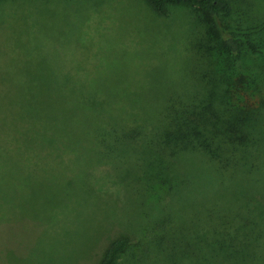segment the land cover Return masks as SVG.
I'll use <instances>...</instances> for the list:
<instances>
[{
    "label": "rangeland",
    "instance_id": "1",
    "mask_svg": "<svg viewBox=\"0 0 264 264\" xmlns=\"http://www.w3.org/2000/svg\"><path fill=\"white\" fill-rule=\"evenodd\" d=\"M238 1L225 19L243 42L240 71L264 92V0ZM198 31L185 6L158 16L143 0H0V264H96L122 235L116 264H150L160 237H190L195 211L135 172L111 181L92 139L109 126L149 131L167 97L191 86ZM255 171L213 178L205 194L197 178L194 199L260 218L264 153Z\"/></svg>",
    "mask_w": 264,
    "mask_h": 264
},
{
    "label": "trees",
    "instance_id": "2",
    "mask_svg": "<svg viewBox=\"0 0 264 264\" xmlns=\"http://www.w3.org/2000/svg\"><path fill=\"white\" fill-rule=\"evenodd\" d=\"M143 1L158 16H166L171 6L195 11L199 31L191 37L194 78L189 89L167 97L149 131L138 127L118 131L109 126L96 132L92 142L98 151L94 156L106 166L104 174L120 187L135 172L148 188L165 187L175 204L195 211L187 219L194 222L190 237L172 232L159 245L160 237L154 255L159 258H152L150 264H264V210L260 218L249 210L250 218L232 220L234 217L216 214L213 201L203 200L200 206L194 199L197 178L199 191L205 194L213 178L219 184L242 173H256L264 153V92L257 86V74L246 79L240 71L243 42L225 19L230 0ZM248 6L246 2V9ZM237 19L235 22L241 20ZM119 164L126 168L116 173ZM200 169L206 171L204 176ZM91 171L88 169V181L98 190ZM148 224L151 226L150 221ZM129 244L126 235L113 238L96 264H116ZM143 250L139 248L140 253ZM146 260L140 261L146 264Z\"/></svg>",
    "mask_w": 264,
    "mask_h": 264
}]
</instances>
